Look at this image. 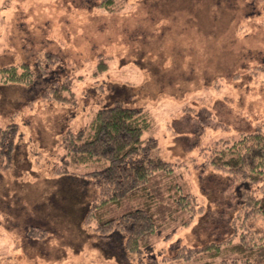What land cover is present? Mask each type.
<instances>
[{"label": "rangeland", "instance_id": "1", "mask_svg": "<svg viewBox=\"0 0 264 264\" xmlns=\"http://www.w3.org/2000/svg\"><path fill=\"white\" fill-rule=\"evenodd\" d=\"M100 57L107 70L96 76ZM24 63L35 83L0 80V126L19 125L10 167L0 155V264H119L82 223L96 179L53 172L63 132L115 102L146 110L144 137L158 144L150 153L174 164L149 185L166 230L184 217L179 194L204 208L171 238L146 237L158 264H184L171 259L175 241L217 239L212 217L226 221L238 195L233 179L204 161L217 140L264 128V0H0V69ZM54 78L69 82L76 104L43 97ZM31 225L46 235L29 236ZM253 262L264 264V253Z\"/></svg>", "mask_w": 264, "mask_h": 264}, {"label": "trees", "instance_id": "2", "mask_svg": "<svg viewBox=\"0 0 264 264\" xmlns=\"http://www.w3.org/2000/svg\"><path fill=\"white\" fill-rule=\"evenodd\" d=\"M104 1L109 7L113 0ZM102 58L96 65V76L107 70L108 64ZM35 77L36 73L26 63L0 69V80L4 83L32 85L38 80ZM42 94L57 103L77 102L69 82L55 78L50 79ZM150 128L151 122L143 107H126L115 102L100 108L86 127L63 132V152L58 157L59 166L53 169L55 175L96 179L98 191L85 206L82 223L98 233L104 240L102 246L116 256L119 264H158L146 237L171 238L178 226H188L190 218L204 212V208L197 207L193 194H179L174 201L176 210L183 211L180 214L184 217L186 214L189 219L173 218L176 227L169 232L166 222L158 220L154 211L155 196L149 185L154 174H171L174 164L150 153V149H158L155 139L144 137ZM18 133L19 125L15 122L0 126V155L7 157L4 167L11 166ZM204 163L233 179L234 194L238 195L236 208L226 221L212 217L215 225L211 227L220 231L217 239L197 245L175 241L170 247L171 259L184 264H212L216 259L224 264H256L253 261L264 253V128L242 134L233 141L217 140ZM127 201L132 203L129 209L111 213V207L120 210ZM258 222L260 225H255ZM27 234L43 238L46 230L31 225ZM146 253L150 258L145 260Z\"/></svg>", "mask_w": 264, "mask_h": 264}]
</instances>
